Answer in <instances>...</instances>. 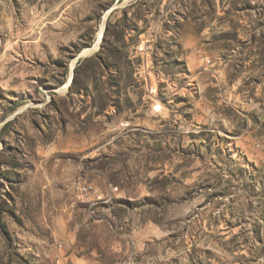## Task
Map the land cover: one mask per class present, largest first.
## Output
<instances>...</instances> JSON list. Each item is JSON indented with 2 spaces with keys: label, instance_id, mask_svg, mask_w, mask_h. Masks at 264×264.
I'll list each match as a JSON object with an SVG mask.
<instances>
[{
  "label": "rangeland",
  "instance_id": "obj_1",
  "mask_svg": "<svg viewBox=\"0 0 264 264\" xmlns=\"http://www.w3.org/2000/svg\"><path fill=\"white\" fill-rule=\"evenodd\" d=\"M123 1L0 0V264H264V1Z\"/></svg>",
  "mask_w": 264,
  "mask_h": 264
},
{
  "label": "built area",
  "instance_id": "obj_2",
  "mask_svg": "<svg viewBox=\"0 0 264 264\" xmlns=\"http://www.w3.org/2000/svg\"><path fill=\"white\" fill-rule=\"evenodd\" d=\"M263 3V2H260ZM136 54L139 56H143V53L145 52V48L143 49H135ZM147 63V62H146ZM209 64V63H208ZM146 75H149L148 73L144 74V80L142 81L144 84L145 91L149 94L148 99L153 102L152 108H158L163 109V103L162 101H158L157 96V88L152 86V84H146ZM86 190V189H84ZM117 188H114V191H116Z\"/></svg>",
  "mask_w": 264,
  "mask_h": 264
},
{
  "label": "bare ground",
  "instance_id": "obj_3",
  "mask_svg": "<svg viewBox=\"0 0 264 264\" xmlns=\"http://www.w3.org/2000/svg\"><path fill=\"white\" fill-rule=\"evenodd\" d=\"M127 1H128V0H124L123 2L126 3ZM263 1H264V0H263ZM101 34H102V32H101V30H100V31L98 32V34H97L96 43L94 44L93 48H92V49L85 50V51L82 53V55H86V54L92 52L93 50H96V49H97L98 44H99V41H100V39H101ZM154 110H155V111H160L161 109L154 108Z\"/></svg>",
  "mask_w": 264,
  "mask_h": 264
}]
</instances>
